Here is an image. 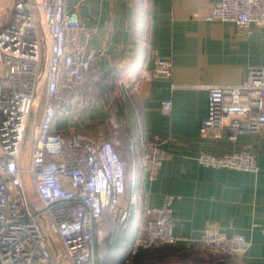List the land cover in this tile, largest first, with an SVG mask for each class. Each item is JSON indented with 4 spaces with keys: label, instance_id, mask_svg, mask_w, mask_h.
Segmentation results:
<instances>
[{
    "label": "built area",
    "instance_id": "built-area-1",
    "mask_svg": "<svg viewBox=\"0 0 264 264\" xmlns=\"http://www.w3.org/2000/svg\"><path fill=\"white\" fill-rule=\"evenodd\" d=\"M0 11V264H102L95 235L107 212L123 224L132 217L137 197L128 205L126 165L114 146L90 134L52 130L55 119L74 116L92 105L85 90L96 59L80 41L81 24L76 10L66 11L64 0H6ZM205 22L232 23L243 30L264 26V0H221ZM46 51L43 59L42 36ZM172 65L155 54L153 67L143 71L136 85L168 79ZM45 84L43 106L35 127L28 168L21 153L28 121ZM206 117L200 122L201 138L235 140L241 133L264 129V67H250L237 86H207ZM162 108L171 110L170 102ZM156 136L143 143L144 168L149 182L157 180L166 153ZM197 163L205 168L256 173L254 155L234 152L223 156L201 153ZM29 175L32 193L24 176ZM173 196L157 208L146 209L145 238L136 241L127 262L138 250L174 246ZM40 219L49 230L42 233ZM60 243L53 253L47 238ZM53 244V243H52ZM195 247L212 256H241L247 244L242 235H226L205 227Z\"/></svg>",
    "mask_w": 264,
    "mask_h": 264
},
{
    "label": "crops",
    "instance_id": "crops-1",
    "mask_svg": "<svg viewBox=\"0 0 264 264\" xmlns=\"http://www.w3.org/2000/svg\"><path fill=\"white\" fill-rule=\"evenodd\" d=\"M220 1L64 0L66 11L78 12L81 43L96 53L85 90L92 105L58 116L52 130L108 141L125 163L123 204L132 193L137 204L120 237L119 248L125 243L128 254L122 259L116 251L118 262L128 264L130 247L145 238L146 209L160 207L171 195L173 235L183 239L173 247L194 248L205 227L213 226L244 237L247 248L238 264H264V129L235 140L199 135L207 113L205 87L240 85L250 67H264V26L243 30L203 20ZM6 3L0 0V11ZM155 54L171 63L170 78L136 85L140 73L152 69ZM164 102H170L169 112ZM156 136L166 158L157 180L149 182L143 143ZM234 152L254 155L257 172L205 168L196 161L201 153ZM107 220L112 221L105 212L100 236L109 232Z\"/></svg>",
    "mask_w": 264,
    "mask_h": 264
},
{
    "label": "rangeland",
    "instance_id": "rangeland-1",
    "mask_svg": "<svg viewBox=\"0 0 264 264\" xmlns=\"http://www.w3.org/2000/svg\"><path fill=\"white\" fill-rule=\"evenodd\" d=\"M39 25L42 36V42L44 44L43 59H42L43 61L45 58L44 52L46 51L45 31L41 21ZM44 92H45V84L42 81L37 94V104L33 108V113L29 118L27 132L23 143V148L21 153V165L23 168L29 167L30 155L32 151L33 139L35 134V127L39 118L40 111L43 106ZM29 179H30L29 175L24 176V181L33 196L34 204L37 205L38 201L35 198L34 194L32 193ZM108 222H106L105 228H107L109 232L105 233V235L102 236H100V234L95 235V239H94L95 249L96 251L102 253V255L104 256V261H107V259H111L112 254L114 255L116 254V257L119 258L121 251L123 252L124 250H126L125 243L122 244L121 249L119 247H120V241H122L120 237L123 235L124 232L123 228L128 227V224L127 223L118 224L117 221H108ZM40 229L42 233H47L49 230L46 221L43 219H40ZM47 243L52 251L53 249L51 243H53V245L58 249L60 254L58 259H61L62 255L60 253V243L58 239L55 236L50 235V237L47 238ZM130 250L132 251L131 247ZM116 251H119L120 254L119 252L117 253ZM127 263L131 264V262H127ZM63 264H68V262L65 261ZM163 264H238V263H237V256H223V255L212 256L207 252H205L204 250H202L201 248L194 247L192 250L186 249L183 253L173 256L170 259H167Z\"/></svg>",
    "mask_w": 264,
    "mask_h": 264
},
{
    "label": "trees",
    "instance_id": "trees-1",
    "mask_svg": "<svg viewBox=\"0 0 264 264\" xmlns=\"http://www.w3.org/2000/svg\"><path fill=\"white\" fill-rule=\"evenodd\" d=\"M125 185H126V177H125ZM192 249L193 248H190V250ZM185 250L186 249L184 248H177L173 246H166V247L150 249V250H138L135 253V255L132 257L131 264H163L165 263V260L167 258L181 254ZM127 254H126V250H124L123 253H121V258L124 259ZM115 257L116 254L115 255L112 254L111 259L107 260L108 261L107 264H124L123 261L118 262V259Z\"/></svg>",
    "mask_w": 264,
    "mask_h": 264
},
{
    "label": "water",
    "instance_id": "water-1",
    "mask_svg": "<svg viewBox=\"0 0 264 264\" xmlns=\"http://www.w3.org/2000/svg\"><path fill=\"white\" fill-rule=\"evenodd\" d=\"M51 246H52L54 253H56L57 252L56 247L52 243H51Z\"/></svg>",
    "mask_w": 264,
    "mask_h": 264
}]
</instances>
